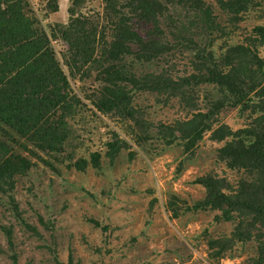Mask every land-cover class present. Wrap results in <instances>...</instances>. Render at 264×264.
<instances>
[{
  "label": "trees",
  "instance_id": "obj_1",
  "mask_svg": "<svg viewBox=\"0 0 264 264\" xmlns=\"http://www.w3.org/2000/svg\"><path fill=\"white\" fill-rule=\"evenodd\" d=\"M213 1L100 0V8L89 11L85 0H70L66 23L56 22L47 32L30 0H0L2 210L41 238L14 198L18 178L37 163L55 173L58 165L101 170L121 149H129L131 158L159 141L180 147L187 159L209 133L221 143L216 160L237 178L231 183L213 173L196 177L204 196L184 208L214 212V221L231 224L228 233L207 240L211 261L244 254L236 264H264V0ZM56 2L44 0V17L57 10ZM251 12L258 21L241 26ZM145 64L157 66L141 69ZM71 80L80 81L81 95ZM144 93L165 104L176 100L184 115L168 124L148 119L135 104ZM227 109L245 116L241 127L219 120ZM87 113L111 119L122 133L110 128L97 146L81 151V134L89 135ZM182 167L180 159L175 174ZM173 194L164 208L177 217L182 205ZM38 219L53 264H77L71 251L65 260L59 257L51 221ZM0 231L11 264H18L13 224L0 223Z\"/></svg>",
  "mask_w": 264,
  "mask_h": 264
},
{
  "label": "rangeland",
  "instance_id": "obj_2",
  "mask_svg": "<svg viewBox=\"0 0 264 264\" xmlns=\"http://www.w3.org/2000/svg\"><path fill=\"white\" fill-rule=\"evenodd\" d=\"M85 2L89 11L101 5L100 0ZM56 3L57 10L46 17L44 11L39 12L47 32L54 23L67 21L70 0H57ZM243 19L241 26L258 21L256 12ZM221 42L222 39L216 40L213 48L217 49ZM53 48L57 52L59 45ZM153 65L145 64L141 69L157 66ZM71 84L75 93L81 95L80 81L71 80ZM135 104L143 109L145 117L155 122L168 124L184 115L176 100L165 104L159 97L147 93L135 100ZM88 114L89 135L81 134L84 141L81 151L97 146V139L105 137L110 128L122 133L111 119ZM219 120L237 129L245 122V116L238 109H227L219 114ZM208 136L209 133L204 134L187 159L180 147H169L159 141L149 153L138 147L131 158H128L129 149L123 148L112 164L104 160L101 170L86 167L77 171L58 165L59 172L55 173L37 163L27 175L18 178L14 198L23 220L36 227L42 237L34 236L26 225L16 223L14 216L3 211L4 206L0 205V223L13 224L18 264H53L43 246L48 234L38 216L51 221L59 257L65 260L71 251L77 264H236L241 261L244 254L225 255L216 262L211 261L207 240L228 233L231 224L214 221V212L184 208L204 196L203 187L193 182L196 177L213 173L227 177L231 183L237 178L235 172L216 160L214 150L221 143L212 142ZM180 159H183V167L175 174ZM172 193L185 202L178 201L177 205L182 208L177 217H171L164 208L167 196ZM153 198L156 201L151 205ZM91 219L97 220L99 225L95 226ZM0 264H11L1 231Z\"/></svg>",
  "mask_w": 264,
  "mask_h": 264
},
{
  "label": "clouds",
  "instance_id": "obj_3",
  "mask_svg": "<svg viewBox=\"0 0 264 264\" xmlns=\"http://www.w3.org/2000/svg\"><path fill=\"white\" fill-rule=\"evenodd\" d=\"M38 1V0H37ZM34 6V8H36V13L37 14H39V12L40 11H42L41 9H42V7H43V1L42 2H39L38 1V3L37 4H35V5H33ZM47 15H49V13L47 14ZM52 44H53V47H54V45H56V43H54V41L52 40V41H50Z\"/></svg>",
  "mask_w": 264,
  "mask_h": 264
},
{
  "label": "built area",
  "instance_id": "obj_4",
  "mask_svg": "<svg viewBox=\"0 0 264 264\" xmlns=\"http://www.w3.org/2000/svg\"><path fill=\"white\" fill-rule=\"evenodd\" d=\"M30 1H31V3H32L33 5H35V4L38 3V1H36V0H30Z\"/></svg>",
  "mask_w": 264,
  "mask_h": 264
}]
</instances>
